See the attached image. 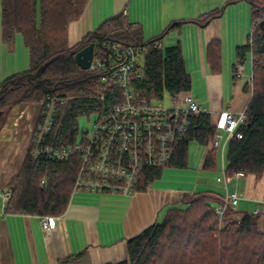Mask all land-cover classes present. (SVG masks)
<instances>
[{
    "label": "trees",
    "instance_id": "16d2710c",
    "mask_svg": "<svg viewBox=\"0 0 264 264\" xmlns=\"http://www.w3.org/2000/svg\"><path fill=\"white\" fill-rule=\"evenodd\" d=\"M251 6L252 32L247 44L237 48L241 62L252 59L253 88L246 109L247 119L238 127L243 136L230 138L224 160L228 175L242 172L261 177L264 172V0H248ZM88 0H2L3 39L13 42L16 33L23 35L30 52V67L13 74L0 83V132L8 123L12 111L23 102L34 100L45 106L55 97V109L47 142L66 146L78 142L82 115L105 114L121 97V88L112 78L110 68L98 70L81 68L75 59L78 50L95 42L96 58L112 62L124 46H147L138 63L141 76L132 85L150 98L173 99L190 94L192 76L187 70L182 45L153 47L181 21L171 22L159 36L144 39L140 25L131 22L120 12L99 24L77 43L70 45L67 32L70 22L77 20ZM224 8H215L196 21L202 25L220 17ZM218 42L209 44L215 57ZM113 55V56H112ZM112 56V57H111ZM106 64V63H105ZM45 66L37 78L28 75ZM107 75V80L102 76ZM22 76L20 81L18 77ZM44 80L37 83V79ZM246 88L249 89L248 82ZM103 96V97H100ZM182 138L173 145L172 157L163 166L141 173L138 189H145L161 175L165 166L187 167L188 148L192 140L204 145L211 143L203 166L217 165L219 130L209 112L194 113ZM84 138V137H83ZM31 139L20 171L9 181L11 196L5 201L9 213L43 215L63 214L71 200L79 170L78 157L59 160L34 157ZM224 196L212 190L185 193L184 207H169L163 220L152 223L127 241L128 256L118 263L106 264H264V231H260L258 211H243L229 206L222 219L212 205L221 203ZM235 209V210H234ZM238 210V211H236ZM232 212L242 214L235 218Z\"/></svg>",
    "mask_w": 264,
    "mask_h": 264
},
{
    "label": "crops",
    "instance_id": "0c3cea01",
    "mask_svg": "<svg viewBox=\"0 0 264 264\" xmlns=\"http://www.w3.org/2000/svg\"><path fill=\"white\" fill-rule=\"evenodd\" d=\"M179 1L183 3L180 5L179 2V7L173 11L169 9V0H88L81 16L69 24L68 43H77L101 22L120 12L142 27L144 39L159 36L171 22L181 21L163 36L160 43L162 46L181 43L186 67L192 76L189 93L211 114L214 123H217L222 110L245 111L252 96L249 83V89L246 88L252 59L247 56L250 65L247 57L244 59V73L237 76L236 66L241 62L237 48L250 40L253 26L251 6L247 14L245 10L241 22H231L230 12L225 9L220 17L202 25L196 19L220 8L219 5H214V0H206L209 3L207 6L203 2L196 6V0ZM190 2L192 6H182ZM214 40L219 47L213 58L209 53V44ZM29 67L30 52L23 35L16 33L11 43L3 39L0 0V83ZM19 105L23 108L20 119L9 120L0 132V264H106L126 259L128 239L160 219V203L153 197L152 182L145 189H138L130 195L103 191L97 192L101 195L76 196L80 191L94 192L75 190L66 211L55 216L56 226L51 232L44 230L39 215L5 212L1 190L8 186L10 179L22 167L42 107L41 103L31 102ZM218 130L222 143L217 147V158L220 149L223 164V154L230 138L225 131ZM211 148L210 143L205 154ZM219 182H223L225 192L226 187L241 192L240 208L255 206L254 211L264 209V172L259 178L248 174L237 176L235 180L230 177L226 184L225 181ZM117 194L130 198L123 215L117 212L122 208L116 205L120 199H111L121 198ZM182 196L181 192H173L163 205L175 206L182 202ZM109 203L113 206H107Z\"/></svg>",
    "mask_w": 264,
    "mask_h": 264
},
{
    "label": "built area",
    "instance_id": "2783aa9c",
    "mask_svg": "<svg viewBox=\"0 0 264 264\" xmlns=\"http://www.w3.org/2000/svg\"><path fill=\"white\" fill-rule=\"evenodd\" d=\"M264 19V17H263ZM162 46L160 42L153 47ZM114 60L107 65L96 58L94 53L89 70L100 68L115 69L111 72L115 83L121 88V97L109 110L98 116L93 128L84 135L82 141L66 146H54L47 142L53 113L55 97L41 107L34 126L31 153L34 157H46L68 160L77 156L80 164L74 182L75 190L110 191L126 195L138 190L142 171L163 166L170 161L174 143L182 138L190 125V116L194 113L207 112L197 99L187 94L183 97L186 107H175V99L170 97L168 105L163 98H150L133 88L134 79L141 76L138 63L146 54L148 47L140 45L124 46L118 51L112 47ZM244 64L237 63L236 75L241 76ZM103 80L108 76L103 75ZM251 75L248 83H251ZM251 86V85H250ZM103 97V96H100ZM247 119L246 110L235 113L231 110L220 112L216 127L225 131L229 138L243 136L238 127ZM219 144V140H215ZM224 177L218 181L227 182L226 165L223 163ZM237 176H243L237 172ZM12 194L9 187L1 190V196L6 201ZM242 194L239 190L226 187L224 201L213 206L222 219L229 206L236 207ZM41 224L46 232H51L56 226V217L43 215Z\"/></svg>",
    "mask_w": 264,
    "mask_h": 264
},
{
    "label": "rangeland",
    "instance_id": "374dc122",
    "mask_svg": "<svg viewBox=\"0 0 264 264\" xmlns=\"http://www.w3.org/2000/svg\"><path fill=\"white\" fill-rule=\"evenodd\" d=\"M179 2H180V5L183 3L179 0H169V9H172L173 11H175L179 7ZM201 2H203L204 6L209 5V3H207L206 0H196L195 5L198 6L199 4H201ZM213 3H215L214 5H217V6L219 5L220 8L223 7L224 8L223 13H224L225 9L229 10V12H230L229 17L231 19V22H241V20H243V14L245 13V10H246V14H247L248 9L250 12V2L248 0H214ZM192 5H193V3L190 2V3H188L186 5H182V6L187 8V7L192 6ZM193 8H195V7H193ZM233 8H236V9L234 11H232ZM226 18H227V16H226ZM166 40H167V37H166ZM165 46L166 45H164V47ZM249 59L250 58L247 57L248 65H250ZM250 75H251V80H250L251 86L250 87L252 89L253 88V72L252 71L250 72ZM164 100L168 105H170L172 103L169 95H165ZM29 102L38 103V102H35L34 100L29 101ZM41 105H42V103H41ZM19 106H16L14 108V110L11 113L9 120L13 121L14 119L16 120L18 117L20 119L21 114L23 112L22 111L23 108H20ZM176 106L177 107H186L187 104L182 97H179L178 99H176ZM98 116H99V113H92L90 115H82L79 117V119H78V123H79L78 141H82L84 135L89 133L87 131H91V129L93 128L94 122ZM20 138H22V135H20ZM216 138L221 141L219 135L216 136ZM206 149H207L206 145L200 143L197 140H192L190 142L189 148H188V165H187V167H176V166H169V165L165 166L162 169L161 175L152 182V190L154 189L152 194H153V197L155 198V200L159 201V203H160L159 207L161 209V212L159 214L160 219L158 220V223H160L163 220L164 216L166 215V213L168 211V208L171 207V206H168V203L166 205L165 204L163 205V202L165 203L167 201L166 198H168V197L170 199V196L173 195V192H177V193L181 192L182 195H184L185 192H190V191L200 192V191L212 190V191H215L217 193H221L223 196L225 195V190H224L225 187H224L223 182H219L217 180L218 177H222V178L224 177L223 170H222L223 164H222V158H221V150L219 149V158L217 160V165H215V167L205 168L203 166V163H204V159H205V155H206L205 154ZM223 157H224V154H223ZM227 176H228L227 182L230 180V177H231V180L232 179L235 180L237 177L236 173L235 174L233 173L230 175L227 174ZM225 184H226V182H225ZM235 190H237V189H235ZM93 192L94 193H89V192L85 193V192L80 191L77 193L76 196L81 195V194H87V195L88 194H92V195L99 194V195H101L100 193H97L99 191H93ZM155 192H157V193H155ZM117 195H120V194H117ZM120 196H121V198H111V199H115V200L120 199V200H118L119 203H116V205L120 206L122 208H120L117 212L120 213L119 215H123L126 213V209H127V206L129 205L130 198H127L124 195H120ZM241 198H242V196H241ZM241 198H240V200H241ZM239 203H240V201H239ZM116 205L114 207H116ZM162 205H163V207H161ZM212 205L217 206L218 203L213 202ZM239 205L236 206V208L238 207L240 210H243V211H254V209H255V206H252V207L241 206L243 208H240ZM107 206H113V203H109V204H107ZM175 206L184 207L185 203L178 202ZM236 211H238V210H236ZM256 211H258V213H260L259 218L257 220L258 228L260 231H263L262 227H264L263 226L264 225V209H259ZM232 215L235 218H240L242 216V214H240L239 212H236V213L232 212Z\"/></svg>",
    "mask_w": 264,
    "mask_h": 264
},
{
    "label": "water",
    "instance_id": "95a60500",
    "mask_svg": "<svg viewBox=\"0 0 264 264\" xmlns=\"http://www.w3.org/2000/svg\"><path fill=\"white\" fill-rule=\"evenodd\" d=\"M260 25L264 27V20H262L260 22ZM95 46H96V43L91 42L76 52L75 59H76L77 64L81 68L88 69L90 67L91 61L93 60L94 53H95ZM108 52H109V54L110 53L113 54V52H111V51H108ZM105 63L107 65L110 63L109 57H107V59L105 60ZM44 68H45V66H42L41 68L38 69V71L36 73L29 74L28 76L30 78H37L42 73ZM114 69H115V67H111L110 72H112ZM20 79H22V76H19L17 81H20ZM43 82H44L43 79H41V78L37 79V83H43ZM3 90L4 89H1L0 93Z\"/></svg>",
    "mask_w": 264,
    "mask_h": 264
},
{
    "label": "bare ground",
    "instance_id": "6f19581e",
    "mask_svg": "<svg viewBox=\"0 0 264 264\" xmlns=\"http://www.w3.org/2000/svg\"><path fill=\"white\" fill-rule=\"evenodd\" d=\"M263 20H264V19H263ZM111 57H112V56H111ZM112 58H113V57H112ZM109 60H110V59H109ZM137 67H138V66H137ZM174 105H175V107H177V106H176V99H175V104H174ZM216 139H217V138H216ZM216 139H215V140H216ZM217 140H218V139H217ZM79 142H80V141H79ZM221 143H222V142L219 140V144L216 145V144H215V141H214V146H215V147H219V146L221 145ZM72 157H75V156H72ZM76 157H77V156H76ZM225 212H226V211H225Z\"/></svg>",
    "mask_w": 264,
    "mask_h": 264
}]
</instances>
